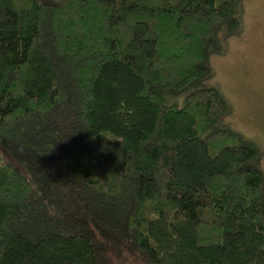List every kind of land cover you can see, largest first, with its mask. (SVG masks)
<instances>
[{"label":"trees","instance_id":"16d2710c","mask_svg":"<svg viewBox=\"0 0 264 264\" xmlns=\"http://www.w3.org/2000/svg\"><path fill=\"white\" fill-rule=\"evenodd\" d=\"M244 0H0V264H264V149L213 55Z\"/></svg>","mask_w":264,"mask_h":264},{"label":"rangeland","instance_id":"374dc122","mask_svg":"<svg viewBox=\"0 0 264 264\" xmlns=\"http://www.w3.org/2000/svg\"><path fill=\"white\" fill-rule=\"evenodd\" d=\"M244 2L242 31L224 54L212 56L213 81L231 101L227 120L264 149V0Z\"/></svg>","mask_w":264,"mask_h":264}]
</instances>
